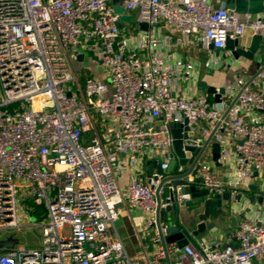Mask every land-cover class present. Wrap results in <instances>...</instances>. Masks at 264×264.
Segmentation results:
<instances>
[{"label":"built area","instance_id":"1","mask_svg":"<svg viewBox=\"0 0 264 264\" xmlns=\"http://www.w3.org/2000/svg\"><path fill=\"white\" fill-rule=\"evenodd\" d=\"M116 5L131 16L134 34L124 33L126 23L117 26ZM160 25L183 42L195 36L204 51L247 31L264 37V17L230 10L225 0H0V230L18 228V201L46 210L39 246L5 249L0 264H139L114 223L123 205L125 212L140 209L150 226L163 176L143 183L130 175L122 190L120 167L143 156L161 170L175 160L173 174L184 173L188 165L173 149L172 124L186 120L193 135L182 145L201 148L219 123L212 141L220 146V161L232 159L233 166L223 181L203 154L195 177L209 192L233 196L232 188L264 174V95L246 88L222 120L244 81L226 88L219 103L206 93L174 95L173 86L195 78L194 64L164 57ZM71 50L90 53L105 81L87 77L81 89ZM232 137L241 142L233 151L227 144ZM159 194L170 200L162 189ZM189 199L188 193L174 196L176 204ZM234 237V245L223 247L170 244V264H264L261 219L242 221ZM153 243L144 264H167L158 239Z\"/></svg>","mask_w":264,"mask_h":264},{"label":"crops","instance_id":"2","mask_svg":"<svg viewBox=\"0 0 264 264\" xmlns=\"http://www.w3.org/2000/svg\"><path fill=\"white\" fill-rule=\"evenodd\" d=\"M258 16L264 17V14ZM157 34L163 55L170 63L180 58L185 61L193 62L194 64L193 76H195V78L180 83L179 87L173 86L174 95L185 96L202 93L196 86L199 82H205L217 88H229L237 80H242L246 83L257 69V67L252 64L253 71H251V65L248 61L240 60L235 62L230 60V63H228L227 60L230 58H226V63L220 64L217 59L214 61L215 64H218V70H214V72L212 71L211 73H204L202 72L201 62L194 57V53L200 50L195 36L188 38V41H180L178 34L164 25L159 26ZM252 36L253 34L247 31L240 40L242 43L248 44ZM91 66L94 70L98 69V67H94L92 64ZM250 88L264 95V77H259ZM204 94L205 93H202V95ZM88 137L89 133L83 135L84 140H87ZM239 142L238 138L232 137L228 139L227 144L231 151H233L234 146ZM206 158L213 173L217 176L218 172L223 174L221 178L219 177L221 180L226 181L230 177L233 166L232 159L221 160V166L215 167L211 160L209 149L206 152ZM145 166L146 164L142 162L141 159H139L135 165L130 163L122 164L120 167V188L122 190L126 188L129 176L133 174H136L141 182L146 183L147 176L144 170ZM254 185L260 187L261 191L264 192V174L258 176L254 174L252 179L248 182L241 183L232 188L231 190L234 192V195L230 196L228 201L223 202L224 207H228L229 213L226 214L225 212L223 216L215 219V227L213 229L209 231L206 230L197 236H191L189 242L206 243L211 246L217 245L218 247L234 245V233L242 221H254L259 218L264 224V203L260 204L258 201L259 196L256 197V193L248 188ZM120 209L122 213L114 223L115 231L121 239L128 256L133 261L144 264V252L149 253L156 249L153 243L154 236L151 234L146 224V216L138 208L130 209L125 212L124 206L121 205ZM197 223L196 212L189 213L187 207L180 208L179 225L181 228L190 232L195 228ZM5 242L9 246L12 245V247H15L14 240H5L2 243ZM2 243L0 244L2 245ZM3 250L5 249L0 248V252Z\"/></svg>","mask_w":264,"mask_h":264},{"label":"water","instance_id":"3","mask_svg":"<svg viewBox=\"0 0 264 264\" xmlns=\"http://www.w3.org/2000/svg\"><path fill=\"white\" fill-rule=\"evenodd\" d=\"M113 1L115 3L118 2V0ZM225 4L228 9L234 10L238 13H250L253 15L264 14V0H225ZM114 12L116 14H121L117 26H120L122 23L128 24L130 22L131 16L123 15L124 9L122 7L116 5L114 7ZM132 25H134V23H132ZM138 27L143 31L147 30V24L145 23H138ZM209 52L214 53L215 56L223 54L224 58H230L227 60L228 63H230V60L235 62L240 60L253 61L255 58L257 60V70L233 97L221 118L222 120L226 116L228 110L236 102L241 92L255 83L260 74L264 72V37L255 34L251 37L248 44L242 43L240 39H227L223 48L213 50L212 46H210ZM84 57L85 55L80 53L76 56V59L77 61L82 62ZM94 60L97 64H101V61L98 60L97 57H95ZM198 87L200 90H204L207 95H212L214 102L216 103H219L221 95L226 93V88L221 87L219 88V93L216 94V87L208 85L205 82H199ZM67 95L69 96L70 94L68 93ZM186 123L187 121L184 120V125L172 124L170 126L173 139V149L180 157L179 163L181 165H188L186 171L180 175L173 174L175 160H172L169 163L166 170H161L160 165L156 161L147 162L144 168L148 183L151 179H156V176H152L153 174L163 176L154 191V222L148 226V228L154 236L153 239H158L159 244L165 253L167 264H170L167 246L175 244L178 248H182L189 243L191 236H197L206 230L209 231L213 229L215 227L214 220L223 216V202L226 201L223 194L209 192V190L200 183V180L195 177L199 168L198 161L203 154H206L208 149L210 150L211 160L215 167L221 166L219 153L220 146L217 142L212 141V137L217 130L219 123H217L214 130L211 131L210 136L204 141L201 148L182 145L183 138L193 135L192 132H187L188 129ZM182 148L185 153H183ZM189 175L193 177V181H189ZM222 176L223 174L218 172V177L221 178ZM175 186L179 187L177 191L171 189ZM248 188L256 193V197L259 196L258 201L260 204H263L264 192L261 191L260 187L254 185L249 186ZM160 189H162L165 194H168L170 197L169 201L164 200V196L159 194ZM186 193L190 194V199L176 204L174 196ZM183 207H187L189 213L196 212L198 223L190 232L184 230L179 225V211L180 208ZM9 247L11 248L12 245L9 246L6 242L2 243V245L0 244L1 249H9Z\"/></svg>","mask_w":264,"mask_h":264},{"label":"rangeland","instance_id":"4","mask_svg":"<svg viewBox=\"0 0 264 264\" xmlns=\"http://www.w3.org/2000/svg\"><path fill=\"white\" fill-rule=\"evenodd\" d=\"M137 11L130 12V14L135 19L137 16ZM121 28H124V33L134 34L136 30L131 26V24H124ZM200 49V48H199ZM198 49V50H199ZM201 50V49H200ZM198 51L194 53V57L197 58L201 62L202 72L204 73H211L214 70H218V64H215L214 61L217 59L218 63H226V58H224L223 54L219 56H215L214 53L208 51ZM84 60L82 62L77 61L76 56L74 55V50L68 52L69 61L71 67L76 75V78L79 82L81 89H83L84 82L87 77L100 79L101 81H105L103 68L100 67L96 70L93 69L91 66L92 64V55L90 53L84 54ZM250 63V69L253 71L252 64L257 67V60L248 61ZM257 70V69H256ZM255 70V71H256ZM255 73V72H254ZM109 83V81H106ZM212 86V85H211ZM202 93H205L204 90H199ZM202 93L198 95H202ZM0 97H1V90H0ZM199 126L206 127L204 123H199ZM141 161L147 164V159L141 156ZM229 191L225 190L223 192V196L228 201L230 198ZM26 206L28 207L26 209ZM222 212L226 214L229 213L228 207H223ZM46 221V210L44 205L37 206L28 201L19 202L17 206V223L18 228L15 229H6L0 230V243L5 240H14L15 247H23V248H35L38 247L39 242L41 240V225L44 224ZM152 250L149 253H152ZM175 259H173V263Z\"/></svg>","mask_w":264,"mask_h":264}]
</instances>
